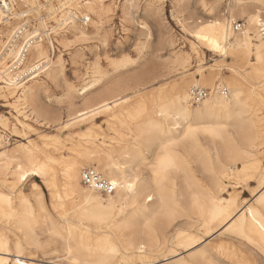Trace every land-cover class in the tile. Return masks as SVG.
Segmentation results:
<instances>
[{
  "label": "bare ground",
  "instance_id": "obj_1",
  "mask_svg": "<svg viewBox=\"0 0 264 264\" xmlns=\"http://www.w3.org/2000/svg\"><path fill=\"white\" fill-rule=\"evenodd\" d=\"M57 1L59 6L51 13H57L56 26L48 29L42 16L33 17L34 19H28L24 23V34H36L38 38L28 54L25 67L17 72L21 73L45 62L47 69L44 76L55 84L64 75V65L62 57L56 58L53 53L56 46L52 33L60 31L62 35L59 44L65 48L71 47L72 43L87 40L88 22H91L94 31L99 34L111 11V7L105 4L106 0ZM238 1L235 0L230 8L229 20L216 19L198 23L195 38L221 56L237 49L238 60L242 63L250 55L251 46L254 45L259 59L256 58V63L247 62L244 65H248V72L257 83L251 85L246 97L241 82L233 77L230 81L233 86L230 96L222 95L214 89L211 98L192 109L188 105L191 90L188 92V85L181 83L175 86L171 99L160 103L158 111H153L140 101L125 109L128 112L125 117L117 113L110 114L109 124L127 125L129 135L135 142L127 147L120 159H115L112 153L103 156L102 150L97 149V124L91 125L83 133L76 131L72 134L90 146H76L73 152L77 157L69 161L58 159L60 156L56 158L53 151L48 150V143L44 147L33 142L29 145L21 143L14 151L4 149L0 153V179L5 177L0 183L12 191H18L16 195L0 192V197L3 198L0 199V219L7 224L13 222L26 235L25 243L18 240L12 249L8 234L0 229V244L3 245L0 261L6 264H35L34 256L26 253V247L31 242L35 246L39 244L35 240V228L38 224H47L46 231L63 242L71 264L72 261L83 264H105L106 261L108 264H158L161 260L165 264H258V257L264 259V248L261 247L264 244V229L260 227V224H264L261 175L256 178V187L251 189L254 197L252 203L239 204L237 196L231 195L230 191L240 188L241 182L248 184L245 174L250 170L249 164L260 154V146L264 140V129L255 126V120L246 116L248 100L260 98V92L264 90V48L261 47L259 32L261 24L257 23L264 21V0H248L251 3L245 4H239ZM134 2H124L123 13L127 17L133 15ZM6 3L8 8L4 7ZM18 3H23L29 11L17 15L20 23L11 27L5 42L0 41V96L4 99H16L13 104L15 109L24 111L22 120L13 115L17 123L13 127L16 134H20L18 127L16 128L18 124L31 129V125L27 124L30 119L38 124L60 120L58 117L47 116L39 106L41 97L47 92L43 75L17 85L13 81V75L6 72L8 61L13 59L19 49L17 43L11 42L13 34L23 22L22 16L26 13L39 14L42 8L38 0H0V24L6 26L11 23L9 16H13ZM46 6H52V2L47 0ZM236 13L246 17L248 24H245L244 31L239 35L232 28ZM37 21L42 22L45 27L32 28V24ZM69 33L71 37L68 36ZM83 51L77 50L72 54V64L82 65L85 60ZM188 61L187 57L181 56L176 64L185 69ZM129 62L128 59L122 62L110 60L109 67L112 69L104 71L97 61L93 67V79L79 89L67 84L71 105L74 100H80L81 109L71 115L75 117L64 123L62 129L70 130L93 122L104 113L127 104L130 97L120 95L128 90V86L121 83L119 77L112 76L119 74ZM199 75L201 79L193 82L194 86L198 82L212 85L213 76L203 75L202 71H199ZM117 91L119 94L115 95ZM261 104L264 105V100ZM19 106H30V114L27 115L29 111L26 109L18 110ZM125 118H128L131 126L128 127ZM0 125L3 131L8 128L9 118L0 119ZM4 138L3 132H0V148L5 145ZM54 143L60 145L61 141L54 138ZM154 144H158L159 151L150 164V174L147 175L141 169L140 163L144 157L139 146L144 145L149 153ZM14 164L11 173L13 179L10 181L7 177ZM84 165L94 167L111 183L115 180V192L102 197L104 195L100 192L82 185L81 167ZM60 169L64 176L61 188L65 197L77 195L81 200L80 208L75 214L79 223L69 220L59 223L52 219L41 189L35 182L31 183V191L37 208L21 190L34 178H42L47 187L56 192L53 197L58 201L62 200L56 180ZM125 182L134 184L133 190L129 191L124 186ZM149 195L151 200L148 199ZM84 222L93 223L95 231ZM224 232L230 234L228 240H219L206 246L209 239ZM245 246L250 248V253L244 250ZM69 247L72 249L71 255ZM110 247H114L117 254L113 255L109 251Z\"/></svg>",
  "mask_w": 264,
  "mask_h": 264
},
{
  "label": "rangeland",
  "instance_id": "obj_2",
  "mask_svg": "<svg viewBox=\"0 0 264 264\" xmlns=\"http://www.w3.org/2000/svg\"><path fill=\"white\" fill-rule=\"evenodd\" d=\"M46 1L47 0H38L39 5L42 7L40 13L38 14L35 12L30 14L32 18L42 16L47 22L48 29H51L53 26H56L55 18L57 16V13H51L59 6V2L57 0H50L52 6L48 7L46 6ZM134 1L135 8L133 9V15L127 17L126 14L123 13L125 0H106L105 4L111 7V11L108 14V19L101 27L99 34H97L92 28L91 22H88L86 24L88 29L87 40L78 41L75 44L72 43L71 47L65 48L63 45L59 44L62 35L60 34V31L52 33V36L55 37L53 38V41L56 46L53 53L56 58L59 56L62 57L64 75L55 84L48 81L43 74L42 79L45 78L44 81L47 84V92L41 97L39 106L47 116L58 117L60 120L58 122L49 123L45 121V124H38L30 119L27 121V124L31 125V129L24 128L22 125L18 124L16 128L18 127L17 130L20 134H16L14 133L13 127L17 123L13 115L18 116L21 119L23 118L24 111H17L15 109L13 104L16 99H4L0 96V119L9 118L8 128L3 131V128L0 125V132H3L5 136V145L0 148V153L3 152L4 149L7 151H14V149L21 143L29 145V143L33 142L41 147H44L45 143H48L50 144L48 150L51 152L53 151L52 154L56 158L60 156L58 159L69 161L77 157L73 152V149H75L76 146H90V144H85L84 140H81V138L73 136L72 134L76 133V131L77 133H83L91 125L97 124V127L95 128L97 135L95 139L97 149L99 150L100 148L99 151L102 150L101 154L103 156L112 153V156L114 155L113 157L115 159H120L124 156L127 147L131 144L134 145L135 142L132 141L131 135H129L130 132L127 129V125L120 126L118 123L113 125L109 124V117L112 116L110 114L117 113L118 115H121V117H125L128 115V112L125 109L131 105L134 106L140 101L145 103L153 111H158L160 103L171 99L174 94L175 86L181 83L188 85V92L194 87H201L211 90L212 93L216 86L221 84L224 87H227L230 96V91L233 89L230 81L234 77L241 82L245 97L250 93L249 89L251 85H254L257 81L253 80L252 76H250L248 65L245 66L244 63H256L257 56L254 45L251 46L250 55L246 57L242 63L240 62L241 60H238L237 49L233 50L231 54L221 56L219 53L200 44L195 38V32L197 31L196 26L198 23L213 21L216 19L223 21L229 20L230 8L233 7L235 0ZM238 3L245 4L251 2L248 0H239ZM15 8L16 9L13 10V16H9L11 23L6 26H4L5 24H0V41L2 42L7 40L9 33L12 30L11 27H13V25L16 27L20 23L21 20L18 19L17 15L29 11L23 3H18ZM234 19V23L243 22L244 24H247L246 17L237 15V13L235 14ZM34 26H40V28L45 27L42 25V22L39 21L32 24V28H34ZM236 34L239 35V33ZM68 36L71 37L70 33ZM238 37L240 38V36ZM77 50H84L83 54L85 60L81 66H75L71 61L72 54ZM181 56H185L189 60L185 69L176 64ZM126 59L130 61L128 66L122 69L119 74L113 75L112 78L119 77L121 83L128 86V90L121 94L120 97H130L129 102L125 105L119 106L112 112L104 113L94 119L93 122L70 128L71 131L69 129H62L64 123L75 117H71V115L81 109L80 100H74V104L71 105L72 101L68 98L66 85H74L79 89L81 85L93 79V67L97 61L104 71H109L112 69L109 67L110 60L122 62ZM199 71H202L203 75L213 76L212 85H202L198 82L197 86H194L193 82L201 79ZM263 84L264 78L262 79V86H264ZM260 93V98L253 97L251 100H248V112L246 116L255 120V126L264 129V105L261 104V101L263 103L264 100V90ZM118 94L119 91L115 92V95ZM212 95L213 94L208 98H211ZM188 105L192 109L197 107L192 105L190 100H188ZM19 109H26V111H29V113H27L28 115L30 114L31 107L24 108V106H19L18 110ZM125 119L128 121V118ZM127 124H129V121ZM129 126L131 125L129 124L128 127ZM54 138H59L61 144L56 145L54 143ZM118 139L120 141H118ZM112 147L113 149H111ZM139 149L142 150V155L144 157L143 161L140 163L141 169L144 170V174L149 175L151 169L150 164L154 162L159 151V146L158 144H154L149 153L145 150L144 145H140ZM260 150V154L249 164L250 170L245 174L248 184L241 182L242 185H240V188L230 190L232 193L231 195L237 196L238 202L240 201L239 204L243 205L244 203H252L254 201L251 189L256 187V178L258 175H261L262 171H264V140L260 146ZM14 167L15 164L9 171L10 175L7 177V180L12 181L13 177L11 176V173L14 170ZM86 168L94 167L84 165L81 167V173L83 169ZM98 172L101 173L100 171ZM61 173V169L58 170L56 179L57 184L60 186L58 192L63 198L60 201L53 197L56 192L49 189L42 178H34L25 187L21 188V190L31 198L33 204L37 208L35 198L32 197L31 191V183L35 182L41 189L48 214L50 216L52 215V219L56 222L59 221V223L66 220L73 223H79L75 214L80 208L81 200L77 195L65 197L63 189L61 188V185L64 183V176ZM102 176L106 179L103 174ZM1 179L5 180V177H1ZM82 185L84 184L82 183ZM18 190H20V188ZM0 192L5 194L13 193L12 195L18 193V191H12L1 183ZM244 198L247 199V201ZM0 224V229L5 231V234H8L7 236L9 237L10 247L12 249H14V245L18 240L25 243V233L18 230L13 222L7 224L0 219ZM84 224L95 231L96 227L93 223L84 222ZM7 225L9 228H7ZM46 225L47 224H38L36 226L35 240L39 244L35 246L34 243L31 242L32 244L30 243V245L26 247V253L28 255L32 254V257L34 256L35 264H50L51 262V264H71V259L64 248L63 242L50 235L46 231ZM221 232H223V230ZM228 236L230 237V234L225 232L224 234L222 233L219 236H215L207 241L206 246L216 243L219 240H228ZM44 245L45 247L43 248ZM34 246L36 248H34ZM244 250L250 253L249 247L245 246ZM162 261L164 260H161L158 264H165V262ZM257 262L258 264H264V259L258 257Z\"/></svg>",
  "mask_w": 264,
  "mask_h": 264
},
{
  "label": "built area",
  "instance_id": "obj_3",
  "mask_svg": "<svg viewBox=\"0 0 264 264\" xmlns=\"http://www.w3.org/2000/svg\"><path fill=\"white\" fill-rule=\"evenodd\" d=\"M30 18H32L30 13H26L22 16L23 22L16 29L12 38L13 42H11L17 43L19 49L13 59L9 60L6 72L7 74L13 75V81L17 85L27 83L33 78L42 76L47 69V64L45 62H40L26 71L17 73L19 70H22L25 67L28 54L38 38L36 34H24L26 30V25L24 23ZM232 28L235 33H242L245 29V24L243 22H235L233 23ZM259 32L261 34V25H259ZM215 90L222 95H228V90L221 85H218ZM211 94V90L201 87H194L190 91V102L192 105L197 106L204 102V100L207 99ZM82 182L85 186L95 189L104 196L110 195L116 190V187H112L111 182L105 179L101 173L97 172L93 168H86L82 171Z\"/></svg>",
  "mask_w": 264,
  "mask_h": 264
},
{
  "label": "snow or ice",
  "instance_id": "obj_4",
  "mask_svg": "<svg viewBox=\"0 0 264 264\" xmlns=\"http://www.w3.org/2000/svg\"><path fill=\"white\" fill-rule=\"evenodd\" d=\"M34 6V5H33ZM5 8H8L9 5L6 3L4 5ZM257 23L261 24V47L264 48V21H257ZM204 39H207V37H204ZM218 45H217V49H218ZM257 59H259V56L257 57ZM254 178V177H253ZM21 179H23V176H21ZM261 179H262V183H261V189H264V171H262L261 173ZM117 186V182L115 180L112 181V187L115 188ZM124 186L129 190H133L134 188V184L132 183H127L125 182ZM0 199H3L2 197H0ZM148 199L151 200L152 197L149 195ZM261 202H264V197H261ZM10 204V201H9ZM251 212V210H249ZM255 219V218H254ZM261 229H264V224H260ZM196 243H198V241H196ZM185 245H182V247H184ZM262 248H264V244L261 245ZM0 250H3V245L0 244ZM109 251L115 255L117 254V250L114 247H110ZM72 249L71 247H69V254L71 255ZM0 264H6V262L4 261H0ZM72 264H81V262L79 261H72ZM86 264V262H85ZM105 264H108V262L106 261Z\"/></svg>",
  "mask_w": 264,
  "mask_h": 264
}]
</instances>
